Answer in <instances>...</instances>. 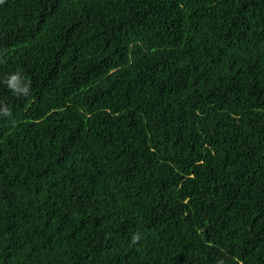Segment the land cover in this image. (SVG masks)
Returning a JSON list of instances; mask_svg holds the SVG:
<instances>
[{"label":"trees","instance_id":"16d2710c","mask_svg":"<svg viewBox=\"0 0 264 264\" xmlns=\"http://www.w3.org/2000/svg\"><path fill=\"white\" fill-rule=\"evenodd\" d=\"M0 264H264V0H2Z\"/></svg>","mask_w":264,"mask_h":264},{"label":"clouds","instance_id":"9594fccd","mask_svg":"<svg viewBox=\"0 0 264 264\" xmlns=\"http://www.w3.org/2000/svg\"><path fill=\"white\" fill-rule=\"evenodd\" d=\"M0 2H2V0H0ZM19 77L18 74H14V75H11L8 80H7V84L8 86L12 89V90H15V87H16V82H17V78ZM27 87L25 89L26 91V94H27ZM138 239V237L134 236L133 237V242H136V240Z\"/></svg>","mask_w":264,"mask_h":264}]
</instances>
